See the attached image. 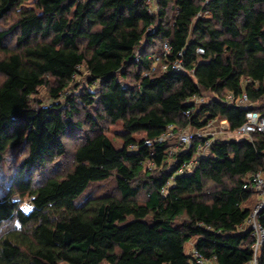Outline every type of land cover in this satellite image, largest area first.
<instances>
[{"label":"trees","instance_id":"1","mask_svg":"<svg viewBox=\"0 0 264 264\" xmlns=\"http://www.w3.org/2000/svg\"><path fill=\"white\" fill-rule=\"evenodd\" d=\"M155 3L150 14L147 0H0V186L7 159L18 158L0 196V264H191V241L218 264L252 260L239 225L252 197L243 183L264 171V133L216 139L184 175L178 167L208 137L172 154L144 141L215 120L234 132L246 110L228 94L245 93L264 115V0ZM179 53L183 71L162 72ZM39 88L46 105L33 99ZM114 125L120 147L106 134ZM65 139L76 140L72 164L58 174ZM110 179L114 194L76 205Z\"/></svg>","mask_w":264,"mask_h":264},{"label":"built area","instance_id":"2","mask_svg":"<svg viewBox=\"0 0 264 264\" xmlns=\"http://www.w3.org/2000/svg\"><path fill=\"white\" fill-rule=\"evenodd\" d=\"M206 3H208V1H206ZM147 4H148V12L150 14H153L157 9L155 0H147ZM169 51H170L169 44L164 43L162 54L152 56V59H154L153 70L160 62L162 56H166L169 53ZM197 53L203 54L204 53L203 49L198 48ZM136 57H137L136 59H138L139 57L138 53ZM179 57H181V53L178 54V59H175L170 64L169 63L163 64L161 66V71L166 72L169 68L175 72L183 71V61ZM144 75H147V73H145ZM199 100L201 99L195 98L192 101L194 103L195 102L197 103L199 102ZM226 101L230 105H234L236 107L246 110L245 122L241 125V127H239L237 130L233 132L236 137L249 136L257 132L264 133V115L253 109L252 104L249 102L248 97L245 93L237 98L233 97V95L231 94H228L226 97ZM185 114L186 116H188L190 115V112L188 111ZM211 123L212 122H210L208 126H210ZM227 130L229 129L227 128ZM205 137L207 136L204 134L203 129L200 130L185 129V130L175 131L174 126L169 125L165 133H163L161 136L157 137L154 140H145L144 144L149 148H152L155 143L165 144L169 146L171 139H175L176 144L173 146L172 145L169 146L170 154H171L172 153L171 146L173 148L176 147L177 150L182 149L184 151L191 146L192 142L196 138L202 139ZM216 139L217 138L211 136V138H208L203 143H200L196 147L193 157L187 161L182 162L178 167L176 174L184 175L192 172L199 165L201 159L205 157L209 148ZM150 166L152 167L153 164H151ZM170 185L171 183L167 185V188H170ZM243 189L250 191L252 193V196H256L258 199L254 208L250 210V214L247 217V219L244 221V223L239 225V232L249 233L250 237L253 239V244H252L253 257L248 264H257V259L260 250L264 247V226L258 221V215L264 208V171L249 175L243 183ZM164 192H166V190H164ZM188 255L192 259L191 264H218L215 258L207 259L193 247L191 248Z\"/></svg>","mask_w":264,"mask_h":264},{"label":"rangeland","instance_id":"3","mask_svg":"<svg viewBox=\"0 0 264 264\" xmlns=\"http://www.w3.org/2000/svg\"><path fill=\"white\" fill-rule=\"evenodd\" d=\"M32 2H29V6H32ZM205 15H202V18H204ZM2 77H0L1 79ZM85 78H86V73H83L81 76L77 77V81L81 83L80 89L86 87V82H85ZM99 84L97 83L95 85V87H98ZM33 99L37 102V104L39 105L41 104H48L50 102L49 100V95L47 93V90L45 88H39L37 94L33 97ZM207 98H202L201 100H199V102H195L196 104H201L204 103V101H206ZM36 105V104H35ZM37 106V105H36ZM228 124L226 123V121L222 120H215L213 121L210 126H207L203 129L204 134L208 137L211 138L215 137L217 139H228V138H239L236 137L235 134L233 132H230L229 130H227L228 128ZM121 127L120 125H114V126H110L109 128L106 129V134L107 136L112 139L113 144L116 147H120L121 146V142L119 141V139H117V134L120 132ZM192 130V129H189ZM80 139V138H79ZM77 139V141L79 140ZM66 143V147H67V154L63 159H60L58 161L55 162V166L58 171V174L65 171L66 169H68L70 167V164H72V151L74 149L76 140L73 139H65L64 140ZM176 144V140L175 139H171L170 141V145H175ZM169 145V146H170ZM171 146V151L172 153H176L177 152V148H173ZM171 153V154H172ZM208 153V152H207ZM14 159L18 160L17 156H13V157H9L7 159L6 164L3 166L2 169V184L0 186V196L3 195L5 193V189L6 187L9 185V180L11 178V176L14 174V169L16 168L17 164H13V161L15 163H17ZM169 162L172 163V157L169 159ZM48 172L51 171V169L48 168L47 170ZM46 171V172H47ZM47 172V173H48ZM46 175V174H45ZM115 192V183L113 181V179H110L108 181L105 182H101L98 184H94L92 185L87 192H85L84 194H82L76 201V205L77 206H81L85 200L88 198V196H96V195H100L103 193H107V194H114ZM17 200V199H16ZM27 202L24 201L23 204L21 205L22 207H26ZM247 206H249L250 208L255 206V201L253 200V202L251 203H247ZM252 208V209H253ZM194 242L191 241L186 245V252L189 253L191 248L193 247Z\"/></svg>","mask_w":264,"mask_h":264},{"label":"crops","instance_id":"4","mask_svg":"<svg viewBox=\"0 0 264 264\" xmlns=\"http://www.w3.org/2000/svg\"><path fill=\"white\" fill-rule=\"evenodd\" d=\"M205 15H206V16H205L204 18L211 17V13H210V12L205 13ZM226 123H227V122H226ZM253 200L255 201V204H256V202H257L258 199H257L256 196H252L251 199H250L248 202H246V203L244 204V207H245V208H248V209H250V210H252L253 207L250 208L249 206H247V203H251V202H253ZM193 247H194V246H193Z\"/></svg>","mask_w":264,"mask_h":264}]
</instances>
